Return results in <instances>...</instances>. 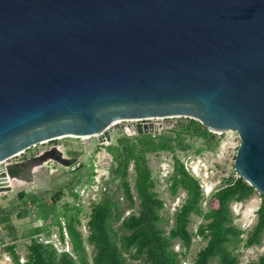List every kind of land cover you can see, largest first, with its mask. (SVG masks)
Here are the masks:
<instances>
[{"label": "water", "instance_id": "1", "mask_svg": "<svg viewBox=\"0 0 264 264\" xmlns=\"http://www.w3.org/2000/svg\"><path fill=\"white\" fill-rule=\"evenodd\" d=\"M181 117L237 134L264 197V0H0V192L38 159L84 167L58 149L8 165L40 145Z\"/></svg>", "mask_w": 264, "mask_h": 264}, {"label": "trees", "instance_id": "2", "mask_svg": "<svg viewBox=\"0 0 264 264\" xmlns=\"http://www.w3.org/2000/svg\"><path fill=\"white\" fill-rule=\"evenodd\" d=\"M186 120L187 124L178 125L181 129L175 138L151 134L123 135L114 146L108 147L113 157L112 179L104 183L98 199L92 200L85 212L77 201L67 202L59 212L56 208L57 201L67 194L73 195L76 200L79 198L74 189L76 186L84 188L86 182H81L78 176L65 178L54 189L51 202L40 199L34 193L20 191L18 198L24 204L18 213L20 217L28 214L30 208L38 207L43 222L30 237L23 263L17 253V239L13 240V245L6 246L14 263L182 264L193 238L199 237L204 246L189 264H240L241 247L248 249L263 243L264 197L259 195L261 200L255 223L244 237L232 206L249 200L256 190L243 177L232 174L223 178L217 189L205 198L199 181L187 171L177 151L184 149L182 140L185 136L206 139L216 135L192 118ZM161 152L171 153L173 157V171L169 178L171 196L179 191L185 194L169 230L164 227L167 223L162 215L165 204L157 191V180L148 160L149 156ZM92 177L91 170L89 180ZM27 202L31 203L30 207ZM128 210L130 213L126 215ZM5 217L3 220L6 221L9 215ZM192 217L200 218L194 233L190 232ZM82 227L86 234L82 232ZM51 228L58 229L63 243L67 235L69 252L59 250L53 242L41 241L40 235L46 237V241L51 238ZM175 244L183 252L177 251ZM87 247L91 250L89 253ZM250 264H264V255Z\"/></svg>", "mask_w": 264, "mask_h": 264}, {"label": "rangeland", "instance_id": "3", "mask_svg": "<svg viewBox=\"0 0 264 264\" xmlns=\"http://www.w3.org/2000/svg\"><path fill=\"white\" fill-rule=\"evenodd\" d=\"M155 124H163L166 129L159 135L166 138H175V134L181 129L178 125L187 124L186 117L169 118V120H151ZM145 123V122H143ZM134 125L136 122L121 123L119 126H114L109 130L111 135L110 141L100 140L93 137L91 139H72L66 138L40 145L27 151L22 156L11 159L8 163H19L25 158L38 157L40 153L50 147H60L66 158H76L84 167L78 171L72 172L69 168L54 163L51 159H46L44 164L34 161L30 167L37 165L36 170L32 171L31 175L20 173L19 177L14 179L12 188L9 191L0 192V261L1 264H15L9 251L6 250L7 245H13V240L17 239V253L21 257V263L24 262L27 245L30 243V237L35 233V229L41 225L43 220L39 216L38 207L30 208L28 214L20 217L18 214L23 208L24 204L18 198V193L22 190L28 194H36L42 200L49 202L53 199L54 189L58 188L65 178L80 177L81 182H86L84 188L75 187L74 191L79 194V198L67 194L56 203L57 211H61L65 204L77 201L88 210L89 203L92 200H97L104 183L111 181V168L113 166L112 154L108 152V147L114 146L117 140L123 135L122 127L127 125ZM215 138H189L185 136L182 140L184 149H178L177 155L184 164L187 171H189L200 183L203 194L207 198L217 187L221 184L223 178L234 174L239 176L235 170V160L238 149L240 147V140L237 134L227 133L223 135L215 134ZM128 136V135H126ZM129 137V136H128ZM135 137V136H130ZM33 156V157H32ZM149 166L154 173V178L157 180V191L160 197L164 200L163 217L167 221L164 224L166 230H169L173 223V216L175 211L181 206L184 201L185 194L179 191L175 196H171L169 187V178L173 171V157L171 153L161 152L157 155L149 156ZM92 170L93 177L89 180V174ZM133 174V169H130ZM260 194L256 191L249 200L233 204V211L236 216V223L239 228L246 234L249 233L256 220V210L260 204ZM28 207L30 202L26 203ZM205 207V204H202ZM130 210L126 212L129 215ZM9 215V218L5 221ZM84 222V221H83ZM200 218L192 217L190 224V232L196 231ZM82 232L86 234L84 227ZM51 238L47 241L53 242L59 250L70 251V244L65 236L63 243L57 228H51ZM46 239V237H44ZM204 246V242L199 237H194L192 244L186 253V257L182 264H189L197 252ZM177 251H182L178 244L174 245ZM91 250L87 247V252ZM240 264H250L257 261L264 255V240L262 245L251 248L241 247Z\"/></svg>", "mask_w": 264, "mask_h": 264}, {"label": "built area", "instance_id": "4", "mask_svg": "<svg viewBox=\"0 0 264 264\" xmlns=\"http://www.w3.org/2000/svg\"><path fill=\"white\" fill-rule=\"evenodd\" d=\"M143 122L147 123V122H149V121H143ZM143 122H142V123H143ZM65 139H66V138H65ZM104 141H105V140H104ZM51 149H58V150H60V147H53V146H52V147H51L50 149H48V150H51ZM60 151H61V150H60ZM45 152H46V151H43V153H45ZM22 155H23V154H20V155H18V156L20 157V156H22ZM18 156H16V157H18ZM16 157H15V158H16ZM22 161H24V160H22ZM22 161H21V162H22ZM8 165H9V163H8ZM39 237H40L41 241H43L44 243H50L49 241H46V240H45V238H44L43 235H40ZM55 246H56V245H55ZM56 247H57V246H56ZM64 251L69 252L68 250H64Z\"/></svg>", "mask_w": 264, "mask_h": 264}, {"label": "bare ground", "instance_id": "5", "mask_svg": "<svg viewBox=\"0 0 264 264\" xmlns=\"http://www.w3.org/2000/svg\"><path fill=\"white\" fill-rule=\"evenodd\" d=\"M40 162V164H44V162H42V160H40V159H38V163ZM38 166V164L37 165H33V168L32 167H30V169H31V171H34V169L36 170V167ZM14 179L15 178H12L11 179V183H13L14 182Z\"/></svg>", "mask_w": 264, "mask_h": 264}, {"label": "flooded vegetation", "instance_id": "6", "mask_svg": "<svg viewBox=\"0 0 264 264\" xmlns=\"http://www.w3.org/2000/svg\"><path fill=\"white\" fill-rule=\"evenodd\" d=\"M50 148H51V147H50ZM50 148H48V149H50ZM48 149H47V150H45V151L47 152V151H48ZM42 154H44V153H43V152H42V153H40V154H39V156H40V155H42ZM39 156H38V157H39ZM32 157H33V156H32ZM28 158H29V157H28ZM28 158H25V159H23V160H27Z\"/></svg>", "mask_w": 264, "mask_h": 264}]
</instances>
